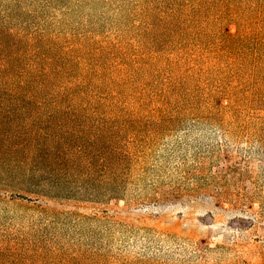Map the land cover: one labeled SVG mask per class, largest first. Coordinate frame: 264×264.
<instances>
[{"label": "rangeland", "instance_id": "1", "mask_svg": "<svg viewBox=\"0 0 264 264\" xmlns=\"http://www.w3.org/2000/svg\"><path fill=\"white\" fill-rule=\"evenodd\" d=\"M0 264H264V0H0Z\"/></svg>", "mask_w": 264, "mask_h": 264}]
</instances>
